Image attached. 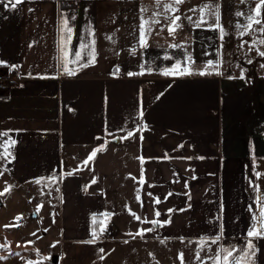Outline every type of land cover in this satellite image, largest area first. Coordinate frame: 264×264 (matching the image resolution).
<instances>
[{
  "label": "crops",
  "instance_id": "crops-1",
  "mask_svg": "<svg viewBox=\"0 0 264 264\" xmlns=\"http://www.w3.org/2000/svg\"><path fill=\"white\" fill-rule=\"evenodd\" d=\"M208 1L186 0L179 8L202 7ZM219 1L255 6L248 0ZM161 11L156 0H74L67 6L59 0H24L16 9L0 4V61L7 64L0 71L19 66L17 84L0 90V131H9L16 141L7 146L11 156L4 163L21 184L57 181L62 197L58 261L104 264L103 242L120 240L129 245L123 246V264L160 260L161 251L165 264H178L181 253L190 254L200 238L219 235L221 227L224 245L245 242L249 206L257 211L256 199L264 193V75H224L221 67L220 74H161L186 55L203 69L209 60L217 62L221 50L219 31L190 27L186 10L174 35L164 16L157 17L161 23L152 26L148 47L142 48L141 24ZM62 14L76 17L70 19L69 60L71 52L81 51V62L87 61L89 49L78 46L95 41V63L74 76L60 70ZM141 65L145 74H127L141 72ZM252 82L261 87L260 112L250 115L238 107L228 115L225 92L244 93ZM129 131L134 135L125 140L109 135L126 136ZM98 148L103 150L92 161L98 163L102 156L104 178H123V213L106 203L103 191L86 187L96 176L84 161ZM256 172L262 176L257 178ZM142 178L145 183L140 184ZM256 185L260 192L253 190ZM155 198L162 202L155 204ZM152 219L171 223L145 222ZM101 225L107 227L105 236L109 232L115 239L86 243L94 227L101 235ZM120 227L123 240L116 239ZM146 228L154 230L137 235ZM254 243L256 262L264 264V238ZM143 245L155 253L143 259ZM217 247L201 255H213Z\"/></svg>",
  "mask_w": 264,
  "mask_h": 264
},
{
  "label": "rangeland",
  "instance_id": "rangeland-1",
  "mask_svg": "<svg viewBox=\"0 0 264 264\" xmlns=\"http://www.w3.org/2000/svg\"><path fill=\"white\" fill-rule=\"evenodd\" d=\"M211 2L219 6L220 23L228 33L224 39H221L220 56L217 59L218 68H222L224 75H248L251 73L254 76L264 75V67H261V65H264V57L258 56L255 50V48L264 50V46L257 43L253 47L251 44L253 39H264V35L255 32L251 37L244 36L241 38L236 28L238 22L241 24L247 23L244 17H238L236 13H248L249 9L255 6L241 7L233 5L234 3L225 6V3L222 4L219 0H211ZM234 2L240 3L237 0ZM248 2L255 5V0H248ZM192 8L197 9V11H191L192 18L194 20L199 19L200 7ZM188 9L180 7L178 14L181 15L186 10L184 17H187L189 15ZM262 15H264V9H262ZM229 21L230 23H227ZM209 22L212 21L210 20ZM190 27L201 31L211 30L207 25L197 28L194 24H191ZM242 40H247L248 43L240 47ZM250 48H252L251 51H249ZM249 59L252 60V63H248ZM259 89L261 90L259 84L252 82L250 87L243 88L244 93L230 94L229 92H225L227 114L233 116L238 107L249 111L250 115L251 112L252 114L255 112L259 113L261 108ZM100 158L101 161L98 163H96L97 161L89 162L91 164L90 172L95 174L96 183L86 184V186L103 191L106 203L109 206L115 205L118 212L123 213V178L111 177L105 179L102 169V156ZM0 173H2L0 175V193H3V195H0V245L4 246L0 247V256L7 257V259H0V264H27L29 260L33 264H68V259L64 261L63 258L57 263L52 262L54 256L59 257L62 248L59 232L61 222V193L60 191H56L57 188L59 189L57 181L21 184L10 176L4 161L0 163ZM128 181V185H130V180ZM39 205H43V207L40 208L39 214L36 215ZM132 209H134L133 206ZM32 233H36V235H32ZM118 233L119 235H117L116 239L122 238L123 240L122 227H120ZM101 235L99 236V241H103V239H115L109 232L106 233V236L105 233ZM29 241L33 243H29ZM116 241L114 243L103 242L104 264H123V246H127L126 248H128L129 245H124L123 241L120 240ZM52 245H55V247H52ZM142 249L141 256L143 259H146L147 255L155 253V251L152 252L145 245L142 246ZM197 250L198 247H191L190 254L186 252L182 259L176 258L177 263L199 264V261L195 259ZM10 253H17L19 255H11ZM201 257L202 259H207L206 256L201 255ZM159 258L160 260L156 258L144 260L142 264H165L166 256L162 251L159 254ZM208 264H211V261H208Z\"/></svg>",
  "mask_w": 264,
  "mask_h": 264
},
{
  "label": "snow or ice",
  "instance_id": "snow-or-ice-1",
  "mask_svg": "<svg viewBox=\"0 0 264 264\" xmlns=\"http://www.w3.org/2000/svg\"><path fill=\"white\" fill-rule=\"evenodd\" d=\"M24 0H7L5 3V0H0V4H3L5 8H11L16 9L18 5L23 3ZM186 0H156V7L161 8V12L154 13L153 16L150 19L144 20V23L141 24V36H140V45L142 48H147V36L150 35L153 31V25H159L161 21L157 18L159 16H164V18L167 20V24L165 27L167 28L170 35H174L177 29H180L182 27L181 23H178V21H181V16L178 14L180 12L179 6L184 4ZM262 9H264V0H255V7L250 8L248 13L244 12H237L236 15L238 17H244L247 21L245 24L237 23L236 28L238 31V34L241 38L244 36L251 37L253 33L259 32L262 35H264V15H262ZM141 11H147V9H141ZM189 11H197L195 8L189 9ZM200 17L197 20H193L191 16L185 17L187 21L190 24H194L195 27L201 28L204 25H207L212 30H218L220 34V38L224 39L225 36L228 35L225 28L221 25V15H220V8L217 4L212 3L211 0L209 2L203 4L202 7L199 8ZM171 13V14H169ZM71 21H74L76 19L75 15L71 16ZM70 19L68 16L62 14L61 24H60V43H59V51L61 53V56L59 57L60 60V70L65 75L68 76H74L77 74L79 69L85 68L90 66L91 64L95 63L96 60V53H95V41L93 40L91 44H85L84 42H81L79 44V49H89L88 52V60L85 62L84 57L81 55V51H74L71 52L72 59L69 60V45L72 42L73 38V27L70 26ZM143 19V18H142ZM212 22H209V21ZM145 25H148L147 28H145ZM164 29L161 28L160 31H163ZM93 34V33H90ZM94 35V34H93ZM247 40H242V43L240 44V47H243L244 44H247ZM259 44L261 46H264V39L255 40L253 39L251 41V44L253 47H255L256 44ZM172 47H180L179 45H172ZM252 48L249 49L251 51ZM258 56L264 57V50H260V48H255ZM164 59H171V57L165 56ZM69 63L73 65H78V67H72L69 68ZM248 63H252V60L249 59ZM195 60L191 55H186L183 60H176L174 64L171 65V67H166L161 71V74L166 76H185V75H211L215 71L216 74H220L218 72V62H214L212 60H209L205 67L203 69H199L194 67ZM0 66H7L5 61H0ZM9 67L12 68H18V65H11ZM261 67H264V65H261ZM142 71L139 73H132L128 72L127 74L129 76L132 75H143L145 74L143 71V65H141ZM149 72L152 71L151 68L148 69ZM233 78V77H229ZM243 78V74L241 76ZM143 127V126H141ZM140 129H138L139 131ZM109 135H112L115 137L117 141L125 140L134 135L133 132L129 131L126 136H115L114 133L110 132ZM8 137L7 140L4 138ZM99 139V138H97ZM142 139V137H141ZM16 141L11 138L9 131H0V149L3 151H0V160L7 159L9 156H11V153L8 150V145H15ZM103 149L98 148L91 152L89 157L84 161V164L87 165L89 161H92L93 158L97 156L98 151H102ZM14 159V157H12ZM143 162L144 158H140ZM11 162V160H9ZM2 175V173H0ZM68 175H72V173H68ZM256 177L260 178L262 176V173L256 172ZM37 183H40V180L36 181ZM91 183H96V179L93 178ZM145 183V180L142 178L140 180V184ZM87 187V186H86ZM254 191L260 192V187L258 185L253 187ZM56 191H59L57 188ZM0 195H3V193H0ZM149 197L152 196V193H147ZM169 196L172 195V193L168 194ZM137 197L139 198V191H137ZM62 199V197H61ZM162 201L159 198L154 199L155 204H160ZM141 206L143 207V201H140ZM256 204L258 205V210L253 211L251 206H249V211L251 213V223L249 225V228L246 232V239L245 242L242 245H230L226 246L221 241L224 239L223 229L221 227L219 235H215L212 237H202L200 240L197 241L199 247L198 250L195 253V259L199 261V264H208V261H211V264H257L256 262V255L259 251L256 244L254 243L255 240H259L264 238V193H261L258 195L256 199ZM43 205H39L37 208L36 215L39 214L40 208H42ZM173 209H169L168 212H173ZM107 217H110L113 215V213H105L104 214ZM134 218L139 221L141 219L140 216H137L135 213H132ZM154 215L156 217L161 216V212L159 210H155ZM96 217H93V221L95 222ZM54 222V221H53ZM146 223H150L152 225L157 226H163L164 224L171 223L170 219H167L163 222L152 219L150 221L146 220ZM7 227V226H6ZM153 228H146V229H140L137 232V235L143 237L146 233L152 232ZM47 231V229H45ZM100 234H103L107 231V227L104 225H101L98 229ZM32 235H36V233H32ZM92 239L89 241H86V243H95L97 239H99V236L97 234V228H93V231L91 233ZM131 235V234H129ZM29 243H33L32 241H29ZM125 243H128V241H125ZM218 245L215 253L213 255H208L207 259H202L201 253L202 252H211L212 246ZM0 247H4L3 245H0ZM52 247H55V245H52ZM38 251V250H37ZM100 252L103 253L104 249L101 248ZM11 255H19L17 253H10ZM181 259L183 258V253L180 254ZM0 259H7V257L0 256ZM27 264H33L31 260L27 262Z\"/></svg>",
  "mask_w": 264,
  "mask_h": 264
},
{
  "label": "built area",
  "instance_id": "built-area-1",
  "mask_svg": "<svg viewBox=\"0 0 264 264\" xmlns=\"http://www.w3.org/2000/svg\"><path fill=\"white\" fill-rule=\"evenodd\" d=\"M63 5H71L74 0H59ZM18 82L15 68L8 67L4 72L0 71V90H7L15 86ZM102 236V235H100Z\"/></svg>",
  "mask_w": 264,
  "mask_h": 264
},
{
  "label": "water",
  "instance_id": "water-1",
  "mask_svg": "<svg viewBox=\"0 0 264 264\" xmlns=\"http://www.w3.org/2000/svg\"><path fill=\"white\" fill-rule=\"evenodd\" d=\"M52 262L57 263V262H58V257H57V256H54V257L52 258Z\"/></svg>",
  "mask_w": 264,
  "mask_h": 264
},
{
  "label": "trees",
  "instance_id": "trees-1",
  "mask_svg": "<svg viewBox=\"0 0 264 264\" xmlns=\"http://www.w3.org/2000/svg\"><path fill=\"white\" fill-rule=\"evenodd\" d=\"M0 151H3V150H2V149H0ZM3 161H4V159L0 160V163H1V162H3ZM96 226H97V224H96Z\"/></svg>",
  "mask_w": 264,
  "mask_h": 264
}]
</instances>
